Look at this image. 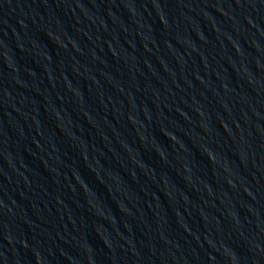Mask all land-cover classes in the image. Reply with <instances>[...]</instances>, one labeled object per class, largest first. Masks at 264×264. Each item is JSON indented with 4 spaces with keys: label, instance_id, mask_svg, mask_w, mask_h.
<instances>
[{
    "label": "water",
    "instance_id": "95a60500",
    "mask_svg": "<svg viewBox=\"0 0 264 264\" xmlns=\"http://www.w3.org/2000/svg\"><path fill=\"white\" fill-rule=\"evenodd\" d=\"M0 264H264V0H0Z\"/></svg>",
    "mask_w": 264,
    "mask_h": 264
}]
</instances>
